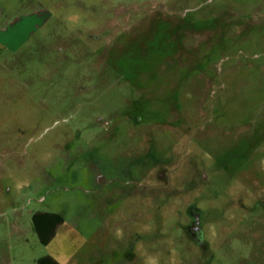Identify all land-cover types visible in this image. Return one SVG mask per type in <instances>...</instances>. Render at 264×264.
I'll return each mask as SVG.
<instances>
[{"label": "rangeland", "instance_id": "1", "mask_svg": "<svg viewBox=\"0 0 264 264\" xmlns=\"http://www.w3.org/2000/svg\"><path fill=\"white\" fill-rule=\"evenodd\" d=\"M0 264H264V0H0Z\"/></svg>", "mask_w": 264, "mask_h": 264}, {"label": "crops", "instance_id": "2", "mask_svg": "<svg viewBox=\"0 0 264 264\" xmlns=\"http://www.w3.org/2000/svg\"><path fill=\"white\" fill-rule=\"evenodd\" d=\"M3 31H4V32H5V31H9V28L3 29Z\"/></svg>", "mask_w": 264, "mask_h": 264}, {"label": "flooded vegetation", "instance_id": "3", "mask_svg": "<svg viewBox=\"0 0 264 264\" xmlns=\"http://www.w3.org/2000/svg\"><path fill=\"white\" fill-rule=\"evenodd\" d=\"M194 228L196 229L197 227L195 226Z\"/></svg>", "mask_w": 264, "mask_h": 264}]
</instances>
